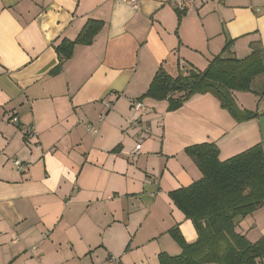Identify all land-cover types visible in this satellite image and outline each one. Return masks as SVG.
I'll list each match as a JSON object with an SVG mask.
<instances>
[{
  "label": "crops",
  "instance_id": "obj_1",
  "mask_svg": "<svg viewBox=\"0 0 264 264\" xmlns=\"http://www.w3.org/2000/svg\"><path fill=\"white\" fill-rule=\"evenodd\" d=\"M181 3L0 0V264H159V254L181 252L171 229L195 241L168 196L201 178L185 149L214 143L227 160L261 143L259 118L237 122L211 94L172 112L145 99L131 123L130 106L160 67L172 76L204 70L226 44L225 56L255 49L264 61V0H187L183 11ZM88 21L102 23L92 43L76 45L49 75L54 48ZM263 91L264 74L233 97L254 112ZM29 126L35 135L22 132ZM235 230L251 243L264 238V205ZM156 239L163 242L153 258H142Z\"/></svg>",
  "mask_w": 264,
  "mask_h": 264
},
{
  "label": "trees",
  "instance_id": "obj_2",
  "mask_svg": "<svg viewBox=\"0 0 264 264\" xmlns=\"http://www.w3.org/2000/svg\"><path fill=\"white\" fill-rule=\"evenodd\" d=\"M102 23L88 21L74 41L62 40L55 48L57 64L49 75L58 74L76 45H90ZM215 56L204 70L188 68V75L172 76L160 67L147 91L136 101H165L166 111L181 108L196 94H211L222 109L237 122L257 119L260 115L240 109L233 92H251L253 80L264 74L259 50L252 49L244 58ZM264 97V91L258 95ZM201 174L198 181L173 190L168 196L173 205L191 221L197 237L186 243L177 230L170 231L179 244L177 256L158 255L159 264H264V238L251 243L236 232L240 221L264 205V147L261 143L220 161L214 143H202L185 149Z\"/></svg>",
  "mask_w": 264,
  "mask_h": 264
},
{
  "label": "built area",
  "instance_id": "obj_3",
  "mask_svg": "<svg viewBox=\"0 0 264 264\" xmlns=\"http://www.w3.org/2000/svg\"><path fill=\"white\" fill-rule=\"evenodd\" d=\"M129 3L131 4H134L135 3V0H128ZM186 5H187V0H185V2L182 0V3L180 4V10H184L186 8ZM107 108H110V104H107L106 105ZM143 110H145V106L142 102H138V101H134L131 106H130V119H129V123L133 122L136 120V118L139 116L138 114L141 113ZM102 121V118L99 119V122ZM9 122L13 125H17L18 124V121H17V118L13 117L11 119H9ZM22 129V132L24 134H27V135H35V130L33 127H21ZM86 128L87 130H91L93 133H96L97 130L96 129H92L91 127H89V125H86ZM141 148V145L140 144H137L134 149L131 151V153H129L128 155V158L129 160L131 161L132 158H134L139 150ZM12 165L14 167L15 170L19 171V172H22L24 171V164L19 161V160H12Z\"/></svg>",
  "mask_w": 264,
  "mask_h": 264
},
{
  "label": "rangeland",
  "instance_id": "obj_4",
  "mask_svg": "<svg viewBox=\"0 0 264 264\" xmlns=\"http://www.w3.org/2000/svg\"><path fill=\"white\" fill-rule=\"evenodd\" d=\"M181 72H183V73H185V74H187L188 75V70L187 69H183V71H181ZM176 75V74H175ZM175 75H173V76H175ZM238 101V100H237ZM262 105H263V103L261 102V99L259 100V102H256V100H255V105H254V107H253V111L255 112V111H257L259 108H261L262 107ZM92 128V127H91ZM92 129H94V128H92ZM147 136V135H146ZM147 138V137H146ZM145 139V138H144ZM141 136L139 137V141H138V143L139 144H141L142 145V142H143V140H144ZM136 238H138V234H137V237ZM167 238H168V240H169V242H171V243H173V244H176L177 246H178V243L171 237V235L169 234V235H167ZM162 242H163V239H160V241H158V239H156V240H152V241H150V243L148 244L149 246H148V248H150V247H152V249L148 252L147 251V248H145L142 252H143V257L142 258H146V256H149L150 258H153V252L152 251H157V249L159 248V246H161L162 245ZM144 252H147V253H144ZM150 252H152V253H150ZM146 254V255H145ZM147 260H149V259H147ZM148 264H151V261H149L148 262ZM153 264V263H152Z\"/></svg>",
  "mask_w": 264,
  "mask_h": 264
},
{
  "label": "water",
  "instance_id": "obj_5",
  "mask_svg": "<svg viewBox=\"0 0 264 264\" xmlns=\"http://www.w3.org/2000/svg\"><path fill=\"white\" fill-rule=\"evenodd\" d=\"M258 126L260 130L261 144L264 147V114L259 117Z\"/></svg>",
  "mask_w": 264,
  "mask_h": 264
}]
</instances>
